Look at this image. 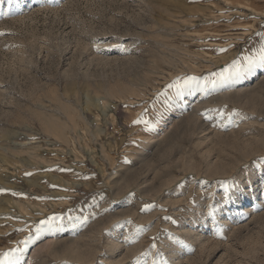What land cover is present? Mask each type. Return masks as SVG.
<instances>
[{
  "label": "rangeland",
  "instance_id": "374dc122",
  "mask_svg": "<svg viewBox=\"0 0 264 264\" xmlns=\"http://www.w3.org/2000/svg\"><path fill=\"white\" fill-rule=\"evenodd\" d=\"M0 264H264V0H0Z\"/></svg>",
  "mask_w": 264,
  "mask_h": 264
},
{
  "label": "bare ground",
  "instance_id": "6f19581e",
  "mask_svg": "<svg viewBox=\"0 0 264 264\" xmlns=\"http://www.w3.org/2000/svg\"><path fill=\"white\" fill-rule=\"evenodd\" d=\"M21 4V2H18L17 5L19 6ZM54 229H58L59 228V225H54L53 226Z\"/></svg>",
  "mask_w": 264,
  "mask_h": 264
}]
</instances>
